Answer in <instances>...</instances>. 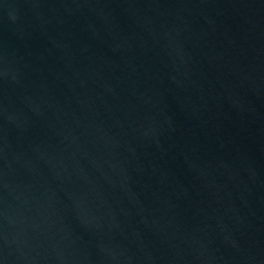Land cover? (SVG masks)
<instances>
[{
    "label": "water",
    "instance_id": "1",
    "mask_svg": "<svg viewBox=\"0 0 264 264\" xmlns=\"http://www.w3.org/2000/svg\"><path fill=\"white\" fill-rule=\"evenodd\" d=\"M0 264H264V0H0Z\"/></svg>",
    "mask_w": 264,
    "mask_h": 264
}]
</instances>
